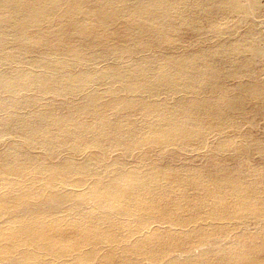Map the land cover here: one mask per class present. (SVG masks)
Segmentation results:
<instances>
[{
  "label": "bare ground",
  "instance_id": "1",
  "mask_svg": "<svg viewBox=\"0 0 264 264\" xmlns=\"http://www.w3.org/2000/svg\"><path fill=\"white\" fill-rule=\"evenodd\" d=\"M261 23L0 0V264H264Z\"/></svg>",
  "mask_w": 264,
  "mask_h": 264
},
{
  "label": "rangeland",
  "instance_id": "2",
  "mask_svg": "<svg viewBox=\"0 0 264 264\" xmlns=\"http://www.w3.org/2000/svg\"><path fill=\"white\" fill-rule=\"evenodd\" d=\"M259 4V14L262 20L261 27L264 29V0H257ZM260 44L264 47V41H261ZM251 229L255 228V225L250 226Z\"/></svg>",
  "mask_w": 264,
  "mask_h": 264
}]
</instances>
